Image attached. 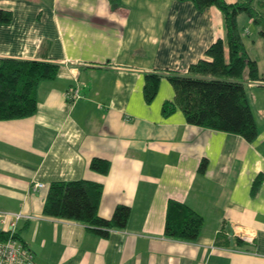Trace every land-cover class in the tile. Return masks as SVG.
Masks as SVG:
<instances>
[{
  "label": "crops",
  "instance_id": "crops-1",
  "mask_svg": "<svg viewBox=\"0 0 264 264\" xmlns=\"http://www.w3.org/2000/svg\"><path fill=\"white\" fill-rule=\"evenodd\" d=\"M253 5L264 13V0ZM0 9L12 12L10 23H0V59L60 65L55 79L40 84L33 116L0 120V230L14 224L37 264H264V91L248 94L258 129L253 142L191 125L178 107L165 115L164 103L175 98L166 77L151 102L144 92L147 74L187 73L219 39L229 61L218 7L0 0ZM72 87L83 96L74 102L66 97ZM93 158L109 161V172L93 171ZM78 179L102 184L100 216L131 207L126 228L101 237L84 223L43 213L52 182ZM37 183L45 186L35 190ZM170 200L203 216L196 241L166 236ZM243 232H253L254 242Z\"/></svg>",
  "mask_w": 264,
  "mask_h": 264
},
{
  "label": "trees",
  "instance_id": "trees-1",
  "mask_svg": "<svg viewBox=\"0 0 264 264\" xmlns=\"http://www.w3.org/2000/svg\"><path fill=\"white\" fill-rule=\"evenodd\" d=\"M119 4L121 0H111ZM200 9L218 7L225 15L229 61L225 57L224 41L217 40L207 50V58L191 65L187 73L168 70L146 75L144 92L151 102L157 95L163 77L175 88L174 101L164 103L165 115L180 108L189 124L241 135L253 142L258 135L257 123L252 111L243 74L249 71L251 81L262 80L258 63L249 55L243 33L238 24L241 14L248 15L260 27L264 42V13L253 5V0L228 3L226 0H192ZM263 6V4H262ZM12 12L0 9V23H10ZM60 65L51 60L0 59V120L22 119L33 116L38 109L37 92L40 84L57 77ZM208 160L203 159L199 171L204 172ZM90 168L107 174L109 161L93 158ZM261 180L253 185L257 191ZM103 194L102 184L86 180L52 182L44 203L46 216L84 223L95 234L108 237L112 229L126 228L131 216V207L120 204L111 218L99 215L98 209ZM204 218L188 205L170 200L167 209L165 234L172 239L196 241L202 231ZM18 238L9 230H0V240Z\"/></svg>",
  "mask_w": 264,
  "mask_h": 264
},
{
  "label": "built area",
  "instance_id": "built-area-1",
  "mask_svg": "<svg viewBox=\"0 0 264 264\" xmlns=\"http://www.w3.org/2000/svg\"><path fill=\"white\" fill-rule=\"evenodd\" d=\"M66 97L69 101L74 102L83 96L79 87H72L67 90ZM43 183L34 185L35 190L43 188ZM15 225L12 224L11 231L14 232ZM241 237L247 242H254L255 234L241 233ZM0 264H37L34 251L22 240L18 238H10L8 240H0Z\"/></svg>",
  "mask_w": 264,
  "mask_h": 264
},
{
  "label": "rangeland",
  "instance_id": "rangeland-1",
  "mask_svg": "<svg viewBox=\"0 0 264 264\" xmlns=\"http://www.w3.org/2000/svg\"><path fill=\"white\" fill-rule=\"evenodd\" d=\"M259 10V9H258ZM260 11V10H259ZM261 12V11H260ZM238 24L240 30L243 33V39L246 43V49L251 56V58L255 59L258 63L259 67V74L260 77L263 78L264 75V42L263 38L259 34V25L254 23V21L248 17L246 14H242L241 17L238 19ZM243 79H249L248 76V69L245 70L243 74ZM252 87H249V86ZM246 88L248 94L251 91V88H257L264 91V82L263 81H253L251 83L246 82ZM264 98V96H263Z\"/></svg>",
  "mask_w": 264,
  "mask_h": 264
}]
</instances>
